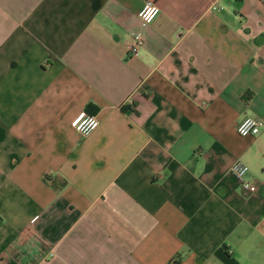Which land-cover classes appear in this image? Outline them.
Masks as SVG:
<instances>
[{
  "label": "crops",
  "instance_id": "obj_1",
  "mask_svg": "<svg viewBox=\"0 0 264 264\" xmlns=\"http://www.w3.org/2000/svg\"><path fill=\"white\" fill-rule=\"evenodd\" d=\"M157 2L0 0V264H264V0Z\"/></svg>",
  "mask_w": 264,
  "mask_h": 264
},
{
  "label": "built area",
  "instance_id": "obj_2",
  "mask_svg": "<svg viewBox=\"0 0 264 264\" xmlns=\"http://www.w3.org/2000/svg\"><path fill=\"white\" fill-rule=\"evenodd\" d=\"M160 7L157 0H143L142 6L138 11L141 25L149 24L158 14ZM143 43V37L140 32H133V39L129 43V50L133 55L139 54V48ZM72 127L81 135H87L98 125L97 115L89 113L84 109L79 110L70 121ZM264 126V121L254 116H245L236 124V130L241 135H255ZM248 165L241 161H235L230 170L238 179L241 186L249 191H254L255 184L246 176Z\"/></svg>",
  "mask_w": 264,
  "mask_h": 264
},
{
  "label": "trees",
  "instance_id": "obj_3",
  "mask_svg": "<svg viewBox=\"0 0 264 264\" xmlns=\"http://www.w3.org/2000/svg\"><path fill=\"white\" fill-rule=\"evenodd\" d=\"M179 262H180L179 257H173L167 262V264H178Z\"/></svg>",
  "mask_w": 264,
  "mask_h": 264
}]
</instances>
